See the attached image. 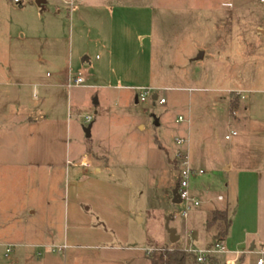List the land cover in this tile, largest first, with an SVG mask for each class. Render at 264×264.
<instances>
[{
	"label": "rangeland",
	"instance_id": "rangeland-1",
	"mask_svg": "<svg viewBox=\"0 0 264 264\" xmlns=\"http://www.w3.org/2000/svg\"><path fill=\"white\" fill-rule=\"evenodd\" d=\"M127 1L150 5L154 11L153 80L193 90L158 89L148 94L146 102L135 103L132 97L120 102L102 87L84 86L67 92L66 87L59 86L51 91L54 97H49L45 88L33 83L60 77L49 59L51 42L32 39L30 31L46 34L51 28L68 37V44L74 18L71 21L66 10L60 16L56 14L57 0H47L46 10L36 0H25L23 4L0 0V63H11L17 69L10 83L0 84V113L12 111V115L0 114V264H22L24 260L20 263L16 258L21 249L48 251L56 255V264H62L63 252L57 246L38 249L29 244L47 243L51 238L50 228L55 233L62 232L68 179L66 144L77 145L79 153L87 150L90 140L85 129L89 124L84 122V117L95 118L97 102L105 94L107 102H101L100 106L113 122L111 138L114 137L115 144L108 150L109 157L123 166L126 174L123 187L129 189L133 205L143 210L144 223L133 222L132 228L144 232L147 255L180 243V240L171 242V228L182 237L185 246L180 245L186 250L199 244L194 241L196 233L187 229V220L175 216L181 205L172 203V192L178 180L183 148L174 138L186 136L190 130L192 166L205 170L203 175L192 177L191 186L201 187L212 176L205 163L203 146L209 145L213 157H218L221 146L237 139V136L225 139V119L231 110L226 98L229 96L230 103L239 101L237 93L231 91H243L246 98L241 99V111L245 112L246 107L252 119H258V105L264 104V35H258L257 28H264V3L261 0ZM8 32L12 33L11 38ZM199 47L207 52L206 58L191 63L189 57ZM71 63L67 52L66 66L73 64L75 74L89 68L85 84L95 83L91 79L95 60L92 59L93 67L86 63L83 69ZM144 64L148 66V62ZM131 92L134 97L143 91ZM155 93L166 102H154ZM38 115L45 116V121L34 122L29 118ZM180 116L187 121L177 122ZM68 123L73 128L69 136ZM140 123L147 125V131L139 129ZM209 133L213 134L212 138L203 144ZM162 134H166L170 146L177 145L174 151L161 147ZM216 190L226 192L223 187ZM31 209L37 210L36 216L32 217ZM45 210L55 216L53 223L43 217ZM219 223L221 232L225 222ZM220 232L210 246L223 239ZM9 243L14 248L6 255ZM226 248L229 254L235 250L229 244ZM218 256L220 264H228L224 255ZM259 257L264 259V255L247 251L244 264H257ZM149 262L148 258L146 264ZM24 264L30 263L24 261Z\"/></svg>",
	"mask_w": 264,
	"mask_h": 264
},
{
	"label": "crops",
	"instance_id": "crops-1",
	"mask_svg": "<svg viewBox=\"0 0 264 264\" xmlns=\"http://www.w3.org/2000/svg\"><path fill=\"white\" fill-rule=\"evenodd\" d=\"M10 1L14 3L13 0ZM57 2V15L60 16L66 10L71 21L74 18L71 41L67 44L68 37L59 31L56 33V30L51 28L46 34L30 31L32 39L43 38L51 42L49 59L60 77L33 83L34 86L45 88L49 97H54L51 91L59 86L66 87L67 92L84 86L102 87L111 91L120 102L123 98L132 97L135 103L141 102L142 92L134 97L131 92L137 89L193 90L168 86L153 80L155 18L150 5L130 3L127 0H57ZM47 3V0H44L42 10L47 9ZM67 4H70V7H66ZM257 34L263 36L264 28L258 26ZM8 36L11 38L12 33L8 32ZM21 38H25L24 34H21ZM67 52L70 61L75 62L78 69L86 63L93 67L92 59L95 60V72L91 78L94 84L68 87V82L79 74L85 75L87 80L89 68H82L83 70L78 73H73L74 65L71 63L72 67L66 66ZM206 55L207 52L199 47L189 60L191 63H197L205 59ZM146 62L148 66L144 64ZM0 64V84L10 83V79L16 76L17 69L13 68L11 63ZM231 92L237 93L239 101L237 108L227 113L225 139L230 140L233 136H237V139L233 143L221 146L218 157H213L209 145L203 146L206 151L205 163L212 176L206 183L201 184V187H192L201 204L194 214L191 215V212L195 208L183 219L187 220V229L197 235L194 241H198L199 244L196 247H207L214 242L221 228L220 220L210 224L214 211L227 209L231 226L222 241L235 250L224 256L226 261L244 264L247 251L264 255V104L261 102L258 105L260 110L255 121L246 112L248 108L245 107V112L241 111V99L246 98L243 91ZM107 98L105 94L102 100H98V110H95V118H92L90 123H87L85 118L90 115L84 117V122L91 126V136L86 135L90 140L87 150L79 153L77 145L71 142L66 144L65 166L68 179L62 212V232L55 233L53 228H50L48 233L51 238L47 243L29 244L38 249L42 246L54 249L57 246L58 251L63 252L62 264H146L148 259L144 232L140 233L138 229L136 231L132 228L133 222H137V225L144 223L143 210L133 205L129 189L123 187L126 176L123 166L109 157L108 150L115 145L114 137L111 138L113 122L108 117V112L100 106L101 102L104 104L107 102ZM226 101L231 104L229 96ZM3 113L12 115V111H2L0 114ZM29 118L31 121L41 123L46 119L43 115ZM157 125L161 126V121ZM139 129L145 132L147 125L140 123ZM66 131L67 136L73 132L71 123L67 124ZM232 131H236L237 134L227 139L226 136ZM212 136L213 134H207L203 144ZM176 137L189 139V145L180 147L187 149L190 154L192 149L190 130L186 136ZM161 140L163 142L159 141L160 145L166 151H174L177 147L170 146L166 134H162ZM193 168L204 170L203 167ZM219 187H223L226 192H217L216 188ZM219 196L223 198L219 199ZM30 212L32 217L37 215L36 209H31ZM43 215L45 219L54 222L55 216L51 211L46 213L45 210ZM178 236L180 244L185 246L182 237ZM6 245L7 248H14L12 243ZM246 248L247 250H244ZM16 258L19 262L24 260L30 264H56L57 259L56 255L48 251L30 249H21ZM260 258L262 257L258 260Z\"/></svg>",
	"mask_w": 264,
	"mask_h": 264
},
{
	"label": "built area",
	"instance_id": "built-area-1",
	"mask_svg": "<svg viewBox=\"0 0 264 264\" xmlns=\"http://www.w3.org/2000/svg\"><path fill=\"white\" fill-rule=\"evenodd\" d=\"M25 0H13L15 4H22ZM262 3H264V0H261ZM85 75L79 74L77 77H75L73 80L71 79L68 82V87H79L85 85ZM142 93L140 94V101L146 102L147 96L150 94L151 91H154L153 88H144L142 89ZM154 95V94H153ZM153 98V96H152ZM159 102L161 104L165 103V98L158 97ZM86 122L90 123L92 120L91 116H86ZM185 121V118L180 116L177 119V122ZM236 131H232L229 135L226 136L227 139H229L231 136L236 135ZM175 141L178 145L187 146L189 145V139L185 137H176ZM180 158V168H179V185L178 188V194L181 199V208L177 210L176 212V218H187L190 215V212L196 208L199 207L201 204V200L193 193L192 186H191V179L195 175H203L205 171L203 169H194L191 163L190 154L189 151L185 148H183V151L180 152L179 155ZM222 196H219V199H222ZM188 251L194 252L198 256V261L203 262L205 260V257L207 255H224L227 254L229 251L226 248V245L221 239L216 240V242L208 247V248H194V249H187ZM6 255L11 252V247H8L6 250ZM228 264H235V261L227 260ZM258 264H264V259L260 258L258 260Z\"/></svg>",
	"mask_w": 264,
	"mask_h": 264
},
{
	"label": "trees",
	"instance_id": "trees-1",
	"mask_svg": "<svg viewBox=\"0 0 264 264\" xmlns=\"http://www.w3.org/2000/svg\"><path fill=\"white\" fill-rule=\"evenodd\" d=\"M238 106V100H232L231 111L235 110ZM179 185V175L176 183ZM221 220L225 222V228L220 233L225 236L231 226V220L228 210H215L213 213L210 224ZM148 258L152 264H220L221 257L218 255H207L203 262L198 261V256L194 252L187 251L180 243H176L173 248L161 249L159 253L152 251L148 253Z\"/></svg>",
	"mask_w": 264,
	"mask_h": 264
},
{
	"label": "water",
	"instance_id": "water-1",
	"mask_svg": "<svg viewBox=\"0 0 264 264\" xmlns=\"http://www.w3.org/2000/svg\"><path fill=\"white\" fill-rule=\"evenodd\" d=\"M43 2H44V0H37V4L39 5V6H41V7H43ZM157 99H158V95L157 94H154L153 95V100H154V102H156L157 101ZM85 131H86V135H87V137H90L91 136V126H88L86 129H85ZM172 203H174V204H179V203H181V199H180V197H179V194H178V188L177 187H175L174 189H173V192H172ZM170 230V240H171V242H173V243H176V242H178V240H179V236L178 235H176L175 233H176V229H173V228H171V229H169Z\"/></svg>",
	"mask_w": 264,
	"mask_h": 264
}]
</instances>
